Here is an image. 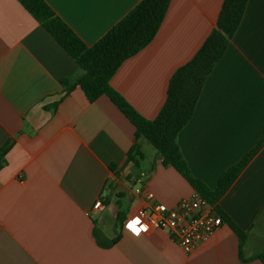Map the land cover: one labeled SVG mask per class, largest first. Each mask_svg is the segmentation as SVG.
<instances>
[{
	"label": "crops",
	"instance_id": "crops-1",
	"mask_svg": "<svg viewBox=\"0 0 264 264\" xmlns=\"http://www.w3.org/2000/svg\"><path fill=\"white\" fill-rule=\"evenodd\" d=\"M46 1L93 45L141 0ZM223 2L172 0L155 39L114 75L112 87L142 116H158L172 76L217 27ZM79 73L19 0H0V148L12 145L0 169V264H264V147L217 202L247 240L223 220L188 253L138 210L150 206L149 191L174 206L197 190L146 150L108 95L91 102L80 86L67 92L62 80ZM263 133L264 0H249L178 142L194 176L215 188ZM136 143L139 163L129 160Z\"/></svg>",
	"mask_w": 264,
	"mask_h": 264
},
{
	"label": "trees",
	"instance_id": "trees-1",
	"mask_svg": "<svg viewBox=\"0 0 264 264\" xmlns=\"http://www.w3.org/2000/svg\"><path fill=\"white\" fill-rule=\"evenodd\" d=\"M66 52L79 65L80 73L63 79L67 92L80 86L91 102L108 95L136 127V138H145L164 158L166 166L175 167L192 186L210 202L216 204L227 193L241 173L264 147V133L256 146L241 160L230 166L215 188L209 187L192 173L178 142L182 129L194 117L206 80L226 53L238 31L249 0H224L217 27L186 64L179 67L170 80L167 100L155 119L142 116L111 84L122 64L146 48L157 36L172 0H141L95 44L88 45L62 19L46 0H19ZM12 147L0 148V169L6 163V154ZM142 152L136 143L129 160L139 163ZM218 210V209H217ZM240 236L241 243L248 232L218 210ZM119 236L111 240L115 244ZM264 262V253L258 255Z\"/></svg>",
	"mask_w": 264,
	"mask_h": 264
},
{
	"label": "built area",
	"instance_id": "built-area-1",
	"mask_svg": "<svg viewBox=\"0 0 264 264\" xmlns=\"http://www.w3.org/2000/svg\"><path fill=\"white\" fill-rule=\"evenodd\" d=\"M137 192L140 193V190ZM147 197L151 204L139 209L138 216L146 220L150 227L174 234L177 242L188 253L207 242L223 225V217L216 204L198 191L180 199L174 206L156 201V195L151 191ZM101 205L100 199L94 204V209H99Z\"/></svg>",
	"mask_w": 264,
	"mask_h": 264
},
{
	"label": "rangeland",
	"instance_id": "rangeland-1",
	"mask_svg": "<svg viewBox=\"0 0 264 264\" xmlns=\"http://www.w3.org/2000/svg\"><path fill=\"white\" fill-rule=\"evenodd\" d=\"M145 140V139H144ZM144 147L146 148V150L148 149L150 152H157L158 150L156 149V147L153 145V144H151L149 141L147 142H145V145H144ZM153 152V153H154ZM127 202V201H126ZM129 204V203H128ZM114 220H113V225H114ZM99 224H100V227H101V221L99 222ZM112 226V225H111Z\"/></svg>",
	"mask_w": 264,
	"mask_h": 264
},
{
	"label": "snow or ice",
	"instance_id": "snow-or-ice-1",
	"mask_svg": "<svg viewBox=\"0 0 264 264\" xmlns=\"http://www.w3.org/2000/svg\"><path fill=\"white\" fill-rule=\"evenodd\" d=\"M139 221H134L132 224H129L128 226L130 227V228H133V230H136L135 229V223H138ZM136 231H138V230H136Z\"/></svg>",
	"mask_w": 264,
	"mask_h": 264
}]
</instances>
